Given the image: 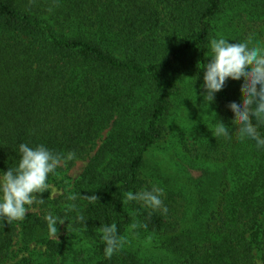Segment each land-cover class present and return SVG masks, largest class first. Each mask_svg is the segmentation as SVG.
<instances>
[{"label": "trees", "instance_id": "1", "mask_svg": "<svg viewBox=\"0 0 264 264\" xmlns=\"http://www.w3.org/2000/svg\"><path fill=\"white\" fill-rule=\"evenodd\" d=\"M189 101L179 181L149 154ZM0 176V264H264V0H0Z\"/></svg>", "mask_w": 264, "mask_h": 264}, {"label": "rangeland", "instance_id": "2", "mask_svg": "<svg viewBox=\"0 0 264 264\" xmlns=\"http://www.w3.org/2000/svg\"><path fill=\"white\" fill-rule=\"evenodd\" d=\"M210 108L197 103L187 102V105H184L181 110L172 114L169 122V132L154 149L149 154V158L152 164H156L161 167L164 173H167L168 176H172L175 179L185 178L186 176L198 177L201 175L202 171L207 168H212L213 165L207 163L202 159H195V152L189 153L182 141H186L189 149H193V146L198 140H195V135L191 133L192 130L196 128H201L205 131L212 128V121H208L211 117ZM207 123V124H206ZM195 128V129H194ZM106 133L103 134L105 137ZM209 135L206 133V137ZM183 138V140H182ZM85 166L84 161H76L75 164L62 174L56 184L51 185L52 197H55L61 194L62 190H66L71 187L73 182L79 177L83 168ZM0 184L9 188L8 184L0 176ZM32 209L24 208L15 212V218L17 220L21 219L23 215L27 212H31ZM63 227L59 228L58 231L51 235V238L54 240H59L64 233ZM127 241L131 244H135L137 248H140V256L144 260H151L150 263L160 264V257L162 255L159 248L158 240L155 236H147L145 238L137 237V234L130 231L126 236ZM79 239L78 241H80ZM79 244L85 245V243L80 242L77 244L75 242L74 246L80 248ZM13 260L9 264H14L22 256H28L31 252H25L20 249V244L16 241L13 245ZM38 251V249H36Z\"/></svg>", "mask_w": 264, "mask_h": 264}]
</instances>
